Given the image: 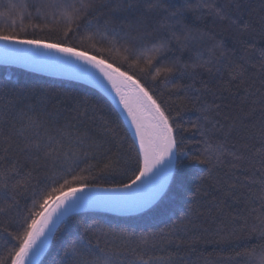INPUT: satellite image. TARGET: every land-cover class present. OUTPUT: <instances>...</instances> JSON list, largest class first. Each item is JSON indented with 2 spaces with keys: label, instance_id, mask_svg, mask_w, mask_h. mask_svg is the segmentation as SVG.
Returning <instances> with one entry per match:
<instances>
[{
  "label": "trees",
  "instance_id": "1",
  "mask_svg": "<svg viewBox=\"0 0 264 264\" xmlns=\"http://www.w3.org/2000/svg\"><path fill=\"white\" fill-rule=\"evenodd\" d=\"M68 2L96 7L65 35L59 11L53 17L52 9L42 7L48 0H0V35L61 43L132 76L169 115L181 151L166 194L151 207L130 214L77 210L57 228L37 264H65L73 241L111 264H251L253 251L259 254L264 246V225L257 219L264 211L258 198L264 171V0H160L163 7L151 11L127 10L137 0ZM125 35L149 47L164 39L168 49L150 69L146 60L125 59ZM172 61L177 71L154 78L155 68ZM29 117H39L57 146L62 143L60 159L21 150L31 130L19 137L12 132ZM0 132L11 135L9 160L0 159V169L15 166L7 189L0 181L4 264H11L15 241L3 228L18 231L35 194L55 186L52 181L67 170L100 188L129 183L136 171L138 146L115 105L73 76L0 63ZM206 144H223L226 152L206 162ZM5 147L0 136V156Z\"/></svg>",
  "mask_w": 264,
  "mask_h": 264
},
{
  "label": "snow or ice",
  "instance_id": "2",
  "mask_svg": "<svg viewBox=\"0 0 264 264\" xmlns=\"http://www.w3.org/2000/svg\"><path fill=\"white\" fill-rule=\"evenodd\" d=\"M205 6L207 7V5ZM13 7L15 6H9L10 9ZM42 7L52 9L53 17H55L56 11H59L61 18L68 26L65 32L67 35L68 32L72 31L71 25L75 24L77 28L81 26V14L83 13L85 17L90 15L96 6L90 3L77 8L68 0H48V3ZM160 7H163L160 0H137L136 3L127 4L129 11L133 9L151 11ZM47 15L48 13H45V18ZM87 26L91 27L90 24ZM113 34L119 35L118 33ZM124 39L128 44L125 48L127 53L125 59H133L137 64L140 60H146L150 69L153 67V61L158 60L167 51L169 43L167 40L161 39L149 47L143 43L137 44L133 40H128L126 35ZM0 41L9 42L4 46L6 51H26L35 57L65 65H75L76 67H82L76 62L83 61L99 70L119 95L120 102L131 118L138 140L136 171L133 172V178L130 179L129 183L119 184L115 188L101 191L97 186L86 183V177L73 175L72 170L69 169L65 175L52 181L55 186L46 185L41 192L36 193V198L33 199L28 214L19 221V230L13 234L8 232L7 226L3 228V231L15 241V245L9 253L11 264H35L36 257L45 250L55 230L78 208L88 206L98 199L129 202L136 208H149L166 194L168 185L177 171L178 154L181 149L178 147L177 136L169 115H166L165 110L139 81L134 80L127 73L121 72L119 68L107 64L103 59L98 60L96 56H89L87 52L78 51L73 47L62 46L61 43H45L39 39L21 40L17 39L15 33L0 35ZM15 44L34 45L36 51L14 49L11 46ZM39 49L52 51L43 52ZM54 53L63 55H55ZM177 70L176 63L174 61L169 62L167 66L155 68L154 78L161 75L167 77ZM84 71L90 72V69H84ZM124 89H129V91L125 92ZM29 111L31 110L29 109ZM29 129L31 136L24 148L21 149L22 151H31L37 155L43 154L46 160L50 159L53 162L60 159L62 143L57 146L54 137L44 129L39 117L35 120L29 117L27 125H22V130H14L12 134L19 137ZM0 136L3 137V143L6 145L0 159L7 162L9 160L8 153L11 149V135H4L0 132ZM261 151L264 152V145H262ZM225 152L226 149L223 144H206L201 155L206 162H211L213 158L219 160ZM193 159H199V157H193ZM12 171H15L14 165L0 169V181L3 182L5 189L9 187L8 180ZM260 184L258 198L264 201V171L261 172ZM261 208L264 210V203L261 204ZM257 219L260 220L261 225H264V211ZM85 231L87 230L85 229ZM261 235L264 236V227L261 228ZM64 256L66 258L65 264H111L108 259L101 261L88 246L77 241L70 243L65 249ZM90 257L92 258L90 259ZM0 264H4V261H0ZM251 264H264V246H262L259 254H256L255 250L253 251Z\"/></svg>",
  "mask_w": 264,
  "mask_h": 264
},
{
  "label": "water",
  "instance_id": "3",
  "mask_svg": "<svg viewBox=\"0 0 264 264\" xmlns=\"http://www.w3.org/2000/svg\"><path fill=\"white\" fill-rule=\"evenodd\" d=\"M8 43L9 42L7 41H0V63L3 64L6 63L12 66H19L26 69L28 68L35 72L44 73L48 76L49 75L68 76V77L73 76L85 80L89 84L96 86L98 89L104 92L105 95H107L108 98L110 99L111 103L115 105L120 116H122L126 126H128L130 133L134 137L135 142L138 146V140L135 135V128L132 125L131 118L128 116L127 111L124 108V105L120 102L119 95H117L116 91L112 88L111 83L103 76L102 73L99 72V70L93 68L91 65L85 64L83 61H77L76 64L82 65V67H76L75 65H65L58 62H53L45 58L35 57L32 56L30 52H26V51L25 52L6 51L4 46ZM11 47L14 49L36 51L34 45L15 44L12 45ZM39 51L49 52L52 50L39 49ZM54 54L61 56L63 55L60 53H54ZM89 56H93V55H89ZM97 59L99 60V58ZM84 69H90V72H86L84 71ZM124 91L128 92L129 89H124ZM98 189L102 191L103 189H112V188L98 187ZM87 208H96V209L100 208L107 211L109 210L112 212H117V213L121 212L126 214L139 213L140 211L146 209V208H136L132 203L129 202H113V201L98 199L95 202L89 204L88 206L78 208L77 210L87 209ZM52 238L53 236L50 238L47 246L45 247V250L38 257H36L35 264H37L41 260V257L46 252Z\"/></svg>",
  "mask_w": 264,
  "mask_h": 264
},
{
  "label": "bare ground",
  "instance_id": "4",
  "mask_svg": "<svg viewBox=\"0 0 264 264\" xmlns=\"http://www.w3.org/2000/svg\"><path fill=\"white\" fill-rule=\"evenodd\" d=\"M126 125V124H125ZM130 131V130H129ZM131 134V133H130ZM132 136V135H131ZM134 138V137H133ZM135 140V139H134Z\"/></svg>",
  "mask_w": 264,
  "mask_h": 264
}]
</instances>
